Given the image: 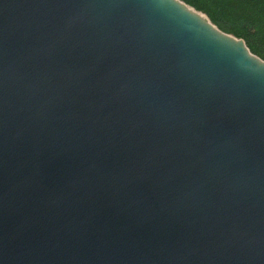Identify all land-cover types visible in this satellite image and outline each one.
Segmentation results:
<instances>
[{"label": "water", "instance_id": "95a60500", "mask_svg": "<svg viewBox=\"0 0 264 264\" xmlns=\"http://www.w3.org/2000/svg\"><path fill=\"white\" fill-rule=\"evenodd\" d=\"M0 264H264V60L180 0H0Z\"/></svg>", "mask_w": 264, "mask_h": 264}, {"label": "trees", "instance_id": "16d2710c", "mask_svg": "<svg viewBox=\"0 0 264 264\" xmlns=\"http://www.w3.org/2000/svg\"><path fill=\"white\" fill-rule=\"evenodd\" d=\"M264 60V0H180Z\"/></svg>", "mask_w": 264, "mask_h": 264}]
</instances>
